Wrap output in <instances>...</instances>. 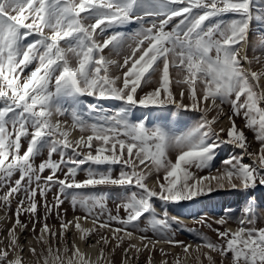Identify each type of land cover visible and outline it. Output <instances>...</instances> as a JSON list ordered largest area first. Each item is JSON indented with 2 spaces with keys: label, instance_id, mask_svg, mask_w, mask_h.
Wrapping results in <instances>:
<instances>
[{
  "label": "snow or ice",
  "instance_id": "1",
  "mask_svg": "<svg viewBox=\"0 0 264 264\" xmlns=\"http://www.w3.org/2000/svg\"><path fill=\"white\" fill-rule=\"evenodd\" d=\"M255 2L0 0V188L8 189L0 200L10 206V196L23 190L29 202L27 208L24 207V199L19 202L16 222L8 229V250L0 249V264H23L17 253L20 246L15 231L17 225L21 229L27 225L21 223L19 215L21 210L35 214L37 191L46 196L53 185L59 187V193L55 197V205L45 204L46 215L52 207L59 208L63 203L60 195L67 199L71 195L70 189L88 185L138 188L139 192H133L122 205L117 206V212L123 207L126 218L112 215L103 197L77 199L72 196L71 203L74 210L78 206L85 212V219L92 216L94 224L107 211V219L99 224L100 228L109 227L112 221H118L125 229L129 226L135 228L139 219L148 214L153 232L159 233L166 243L182 246L186 255L190 246L168 236L172 222H181L177 217H170L167 209L163 218H159L153 198L165 203L192 200L205 188L208 192L213 191L211 181H215L219 188L227 184L232 189L245 191L255 188L257 183L264 186V107L261 106L264 104V90H258L264 71L252 70L253 61L259 63L260 58L247 55L251 23L255 21L264 25V8H256L257 14L253 15ZM229 14L236 18H222ZM146 17L153 18L147 28L143 27ZM173 17L181 19L170 31H165ZM133 21L141 23V28L130 37L122 32H113L102 42L97 39L113 25ZM32 32L39 33L40 39L25 44L24 39ZM125 44L130 54L124 56L122 64L103 54L109 46L123 49ZM260 47L264 49V39L260 41ZM34 62L35 67L25 73V69ZM245 63L248 68L244 67ZM112 66L121 75H113L110 71ZM173 69L175 78L170 71ZM153 83L155 87L143 95L139 94L138 90L143 91L145 86ZM173 85L180 89L179 98L173 91ZM85 96L118 100L121 107L108 114L98 104L84 103L81 98ZM185 99L189 102L184 103ZM217 100L220 104H230L234 116H243L245 126L254 132V139L260 146L258 152L247 151L245 133L237 128L231 116V126L227 130L214 131L217 117L209 118V113L217 107ZM137 106H174L177 112L199 111L201 121L191 130L174 135L165 125L149 129L146 117L132 121L129 114ZM84 108L90 116L95 113L91 122L84 118ZM54 115H69L71 126L64 122L62 127L60 120L53 121ZM72 130L81 133L75 140L68 139ZM225 131L228 140L219 141V134ZM22 137L28 140V146L21 155ZM223 142L237 146L243 155L225 160L224 171L215 176L197 177L190 169L210 168L215 149ZM45 148L47 159L36 166L35 157L41 155ZM173 151L177 153L174 161L169 155ZM54 153L59 154V161L52 159ZM244 155L253 157L251 164L243 162ZM88 161L107 164V172L89 170L87 179L76 181L80 165ZM115 164L123 167L119 176L114 178L111 166ZM61 165L68 166L63 179L56 175L62 171ZM46 169L51 174L43 176ZM16 173H19V178L12 184ZM154 173L156 186L149 187L147 180ZM206 180L208 185L203 183ZM33 182L36 188L31 187ZM97 208L99 213L95 212ZM244 212L248 218L239 220L240 227L235 231L227 228L215 230L223 243L201 237L203 243L194 249L197 261L203 255L208 264H215L211 253L222 258L230 253V264H264V227H255L258 216L252 206L245 208ZM75 219L74 226L81 233L80 238L85 239L92 230L82 228L79 217ZM201 222L205 219L202 218ZM226 222L223 217L216 221L219 225ZM70 223L72 221L61 223V237ZM121 230L115 229L114 233ZM46 232H50L47 223L38 237L44 244H48L43 235ZM50 234L56 236L55 232ZM126 235L131 237L133 233L129 231ZM102 239L108 243L107 239ZM116 239L122 241L123 237ZM205 247L208 251H202ZM73 249L71 256H67L69 248L65 246L61 255L59 249L53 251L49 245L46 250H41L39 256L43 257L44 264H92L75 244ZM29 251L33 256L37 255L35 248ZM175 264H180L179 257Z\"/></svg>",
  "mask_w": 264,
  "mask_h": 264
},
{
  "label": "rangeland",
  "instance_id": "2",
  "mask_svg": "<svg viewBox=\"0 0 264 264\" xmlns=\"http://www.w3.org/2000/svg\"><path fill=\"white\" fill-rule=\"evenodd\" d=\"M253 15H256V8H264V0H256L252 5ZM225 20H230L234 17L232 14L222 17ZM181 17H173L172 20L165 26V31H170L176 24L179 23ZM153 18L146 17L143 21V27L147 28L151 26ZM93 21H87V23H92ZM141 28V23L130 22L124 25H113L111 28L106 30L104 36H98L97 39L102 42L104 38L113 34V32H122L126 36H131L137 30ZM45 33L48 32L47 29L44 30ZM99 31V30H97ZM40 39L39 33L32 32L28 37L24 39V43H33L35 40ZM264 39V25L258 24L255 21L251 23L250 32L248 36V48L247 55L249 58L259 57L260 62L257 63L255 60L251 65V69L255 71H264V49L260 47V41ZM131 43V40L128 41ZM107 58L123 63L125 55L130 54V50L127 47V44L123 49H115L109 46L104 49L103 53ZM243 54V51H241ZM214 55V53H213ZM22 67V66H21ZM35 67V62L33 65L29 66V69H25V73ZM245 67V64H244ZM113 75H121V72L115 67L112 66L110 69ZM173 78H175V70H170ZM21 78H24V74H21ZM156 78L154 77V80ZM260 85L264 88V77L261 78ZM155 83L147 85L143 88V91L138 90L140 95H143L144 92L149 91L152 87H155ZM54 90V85L52 86ZM259 90V89H258ZM173 91L179 98V87L173 85ZM82 101L86 104H98L100 107L106 110L108 114H111L113 111L121 107V102L114 99H97L95 97L85 96L81 98ZM187 99L184 100V103H188ZM217 107L209 113V118L215 116L217 117V122L213 125L214 131L219 132V129L224 128L227 130L231 126L229 117L235 121V124L238 129H243L245 136L248 142L247 151L250 153H256L259 151V144L254 139V132L245 126V119L243 116H234L232 113L231 105L228 103L220 104V101H216ZM211 105V101H209ZM0 106H2V101H0ZM65 107L68 106L67 103L64 104ZM264 107V104L261 105ZM84 118L90 122L93 120L95 113L91 116L88 114L87 109L84 108ZM129 117L132 121H140L146 119V127L149 129L157 125H165L174 135H179L185 133L192 128L196 127L201 121V113L199 111L193 110H180L177 112L174 106L168 107H159V106H149L147 108L143 106H137L129 114ZM53 121L60 120L62 127L64 122H67L68 126H71V117L69 115L52 117ZM11 130V129H10ZM31 131V129H29ZM81 133L78 130H72L69 134V140L77 139ZM86 135V134H85ZM213 139H216L213 137ZM227 131L221 132L219 134V141H227ZM28 140L21 138V151L23 152L27 149ZM170 158L174 161L177 155L176 152L169 153ZM243 155L241 149L237 146L223 142L219 143V146L215 149V157L211 162L210 168H205L203 170H198L191 168L197 177H211L218 174V172L224 171L223 162L232 157H239ZM47 159V148L42 151V154L35 157L34 164L38 166L41 161ZM53 160L59 161L61 158L59 154L54 153ZM67 159V157H65ZM253 157L249 155H244L243 162L251 164ZM67 165H61L62 171H58L56 175L60 178H64V173L67 171ZM107 164L98 165L91 161H88L78 169L76 173V181H84L88 178L89 170L93 172H107ZM112 176L118 177L121 170V164L112 165ZM50 170L46 169L42 174L43 176L50 175ZM161 177L163 173L160 174ZM19 178V173H16L12 177L11 183L14 184L15 179ZM205 185L209 184V181L203 182ZM149 187L156 186V177L155 173L152 178L147 180ZM43 185V181H41ZM210 186L213 188V191L208 192L205 188L204 192L200 195L194 197L192 200L180 201V202H168L165 203L160 201L158 198H153V205L156 209V212L159 214V218H163V213L165 209L169 216L177 217L181 222L177 224L172 222L171 231L168 233V236L171 239L176 241H182L183 244L189 245V254H185L182 246L173 245L167 243L163 247L156 245L157 239H161L159 233L153 232L148 221L149 215L145 214L141 217L135 228L129 226L124 228L122 224L118 221L110 222L109 227L100 228L99 224L103 223L107 219V211L100 218L97 223H93V217L89 216L87 219L92 222L90 239L88 240L87 245H98L101 250H103L104 260L102 264H123L124 260L129 261L130 264H175L176 258H180V264H208L206 258L201 255L200 261H197V253L194 249L197 245L203 243L201 237L207 238L214 243H223V241L218 237L216 229L224 231L225 228L235 231L240 225L238 221L241 219H247L244 209L248 206H252L254 211L258 216V220L255 224V227L260 228L264 227V186H261L257 183L255 188H250L248 190L242 189H232L227 184L223 188L216 186L215 181L210 182ZM32 188H36L37 185L35 182L31 185ZM7 187L0 188V196H3L7 192ZM140 190L134 186L132 187H121L115 185H88L83 188L70 189L69 192L71 195L67 199L63 195H60V199L63 200V203L60 204L59 208L52 207L51 212L46 215L45 204L49 206L55 205V197L59 193V187L57 185L52 186V190L46 193V196H41L39 191L35 200L37 202V212L32 214L30 212L21 210L19 215V220L22 224L27 225L25 229H21L20 226L16 227V237L19 236L20 241L18 242L20 248L23 250L20 251V248L17 249V253L22 257L23 264H44L43 257L39 256L42 249L46 250L49 245L53 247V251L57 249L60 250L61 255H63V248L67 246L69 252L67 256H71L73 250V243L75 239L74 225L72 223L68 225V228L64 230V235L61 237V223L68 222L72 216L82 215L85 218V212L80 209L78 206L74 210L71 200L72 196H75L77 199L83 197L95 196L103 197V202L107 206V210L111 211L112 215H119L122 218H126L127 213L120 207L119 212H117V206L122 205L125 202L126 197L130 196L133 192H139ZM10 206L4 201L0 200V249L8 250L9 247V236L8 229L12 228L16 222L17 215L16 210L21 199L25 200L24 207H28V200L25 199V193L23 190L19 194L10 196ZM100 209H96L95 212L99 213ZM226 219L225 225H219L216 223L220 218ZM185 218L187 221H183ZM202 218L205 219V222H201ZM182 220V221H181ZM47 223L50 232H55L56 236L53 237L50 232H46L44 238L48 241V244H44L38 240L40 237V229L43 225ZM35 224V229L33 228ZM211 225V227H209ZM251 226V225H248ZM122 229L120 232H115V229ZM76 229V228H75ZM146 229V230H144ZM131 231L141 246H138L134 242L127 244V241L118 240L116 237H123V231ZM114 234V235H113ZM107 239L108 243L105 244L104 240ZM141 237L146 239L142 240ZM119 243V247L117 244ZM147 244L148 247L145 248L144 245ZM130 245H135V248H131ZM154 245V247H153ZM159 247V248H158ZM30 248H35L37 255L33 256L29 251ZM128 250V254L125 255V250ZM139 249V251H137ZM163 249V253L161 252ZM202 251H208L205 247ZM215 258V264H230L231 254L229 253L227 257L222 258L217 253H211ZM151 257V260L149 259ZM13 258L12 253H9V259ZM98 264V263H97ZM100 264V263H99Z\"/></svg>",
  "mask_w": 264,
  "mask_h": 264
},
{
  "label": "bare ground",
  "instance_id": "3",
  "mask_svg": "<svg viewBox=\"0 0 264 264\" xmlns=\"http://www.w3.org/2000/svg\"><path fill=\"white\" fill-rule=\"evenodd\" d=\"M241 51H244L243 49ZM249 65L247 63H245V68H248ZM261 82V80H260ZM259 90H264V88L261 86V88ZM79 217V223L81 225L82 228L85 229H90L92 227V222L89 221V219H85L82 215H76V216H72V218L70 219V221H72V227L73 225H75L76 219ZM183 221H187L185 220V218L182 219ZM181 220V221H182ZM188 222V221H187ZM75 239H74V243L76 247L79 248L80 252L83 253L85 255V257L87 259H90V261L92 262V264H102L103 260H104V256H101V248L98 247V245H87L88 240L90 239L89 237L91 235H88L85 239H81V233L75 229ZM129 232L128 230H124L123 231V240L126 242L127 244H131V242H134L135 244H137L138 246H141V244L139 243V241L137 240V238L135 237V235L133 234L131 237H128L126 235V233ZM131 232V231H130ZM46 233H43V235H45ZM40 235H41V229H40ZM114 235V234H113ZM20 241L19 236L17 237V243ZM167 243L165 242L164 239H157L156 241V245H158L160 248L163 247L164 245H166ZM158 247V248H159ZM74 250V249H73ZM123 264H130L129 261L124 260Z\"/></svg>",
  "mask_w": 264,
  "mask_h": 264
}]
</instances>
